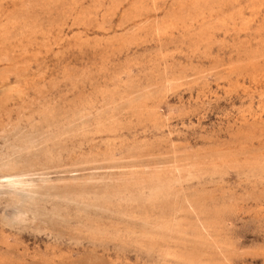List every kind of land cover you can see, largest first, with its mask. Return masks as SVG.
Returning <instances> with one entry per match:
<instances>
[{
    "label": "rangeland",
    "instance_id": "374dc122",
    "mask_svg": "<svg viewBox=\"0 0 264 264\" xmlns=\"http://www.w3.org/2000/svg\"><path fill=\"white\" fill-rule=\"evenodd\" d=\"M0 264H264V0H0Z\"/></svg>",
    "mask_w": 264,
    "mask_h": 264
},
{
    "label": "bare ground",
    "instance_id": "6f19581e",
    "mask_svg": "<svg viewBox=\"0 0 264 264\" xmlns=\"http://www.w3.org/2000/svg\"><path fill=\"white\" fill-rule=\"evenodd\" d=\"M83 125H84V124H83ZM32 144H33V143H32ZM32 144H31V145H32ZM41 144H42V143H41ZM46 144H47V143H46ZM58 144H59V143H58ZM58 144H57V145H58ZM62 144H63V143H62ZM66 144H67V143H66ZM28 145H30V144H28ZM28 145L26 146V144H25L24 146H26V148H27ZM47 145H48V144H47ZM78 145H79V144H78ZM16 146H17V145H16ZM32 146H33V145H32ZM36 146H37V145H36ZM41 146H42V145H41ZM54 146H55V145H54ZM19 147H20V146H18V148H19ZM33 147H34V146H33ZM33 147H32V149H33ZM50 147H51V145H50ZM13 148H14V147H13ZM28 148H29V147H28ZM30 148H31V147H30ZM45 148L48 149L46 146H45ZM1 149H2V148H1ZM14 149H15V148H14ZM16 149H17V148H16ZM51 149H53V148H51ZM29 150H31V149H29ZM56 150H57V149H56ZM65 150H66V149H65ZM21 151L23 152V150H21ZM24 151H25V150H24ZM52 151H53V150H52ZM57 151H58V150H57ZM25 152H26V151H25ZM27 152H28V150H27ZM29 152H32V150L29 151ZM44 152H47V151H44ZM49 152H50V150L48 151V153H49ZM1 153H2V152H1ZM16 153H17V152H16ZM16 153H15V154H16ZM42 153H43V152H42ZM52 153H53V152H52ZM24 154H25V153H24ZM17 155H18V154H17ZM50 155H51V154H50ZM26 156H27V155H26ZM28 156H29V155H28ZM37 156H38V155H37ZM43 156H45V155H43ZM20 158H21V157H20ZM51 158H52V157H51ZM39 159H40V158H39ZM8 160L11 161L10 159H8ZM32 161L34 162L35 160H32ZM13 162H15V161H13ZM4 163H5V162H4ZM4 163H3V164H4ZM7 163H8V162H7ZM9 163H10V162H9ZM24 163H25V162H24ZM24 163H23V164H24ZM35 163H36V162H35ZM10 164H12V163H10ZM17 164H18V163H17ZM27 164H28V163H27ZM29 164H30V163H29ZM32 164H33V163H32ZM4 165H5V164H4ZM11 166H12V165H11ZM14 166H15V165H13V167H14ZM23 166H24V165H23ZM15 167H16V166H15ZM29 167H30V166H29ZM16 168H17V167H16ZM26 168H27V167H26ZM9 169H10V168H9ZM20 171H21V170H20ZM22 173H23V172H22ZM15 174H16V173H15ZM7 175H8V174H7ZM20 175H22V174H20ZM3 176H4V175H3ZM33 183H34V182H33ZM12 185H13V184H12ZM68 188H69V187H68ZM45 189H46V187H45ZM53 189H54V188H53ZM65 190H66V189H65ZM67 190H68V189H67ZM67 190H66V191H67ZM56 192H57V191H56ZM26 193H27V192H26ZM59 193H60V192H59ZM83 194H85V193H83ZM103 194H104V193H103ZM109 194L111 195V193H108V195H109ZM157 194H158V193H157ZM31 195H32V194H31ZM77 195H78V194H77ZM79 195H80V193H79ZM105 195H106V194H105ZM113 195H114V194H113ZM113 195H112V196H113ZM27 196H28V195H27ZM82 196H83V195H82ZM84 196H85V195H84ZM92 196H93V195H92ZM101 196H102V195H101ZM101 196H100V201L104 198V197L102 198ZM115 196H116V195H115ZM32 197H33V196H32ZM37 197H38V196H37ZM22 198H23V197H22ZM26 198H27V197H26ZM64 198H65V197H64ZM77 198H78V197H77ZM80 198H81V197H80ZM82 198H83V197H82ZM82 198H81V201H83ZM84 198H85V197H84ZM86 198H89V197H86ZM98 198H99V197H98ZM101 198H102V199H101ZM19 199H20V197H19ZM19 199H18V200H19ZM108 199H109V198H108ZM108 199H106V200H108ZM28 200H29V199H28ZM46 200H47V199H46ZM61 200H62V198H61ZM76 200H77V199H76ZM87 200H88V199H87ZM104 200H105V199H104ZM104 200H103V201H104ZM109 200H110V199H109ZM122 200H123V199H122ZM30 201H31V200H30ZM88 201H89V200H88ZM92 201H93V200H92ZM112 201H113V200H112ZM17 202H19V201H17ZM36 202H37V201H35L34 203H36ZM68 202H69V201H68ZM79 202H80V201H79ZM83 202H84V201H83ZM27 203H28V201H27ZM34 203H32V204H34ZM37 203H38V202H37ZM37 203H36V204H37ZM53 203H54V202H53ZM56 203H57V202H56ZM66 203H67V202H66ZM70 203H71V202H70ZM73 203H74V202H73ZM80 203H81V202H80ZM85 203H86V202H85ZM102 203H103V202H102ZM104 203H105V202H104ZM111 203H112V202H111ZM14 204H15V203H14ZM23 204H24V203H23ZM50 204H52V203H50ZM54 204H55V203H54ZM54 204H53V205H54ZM89 204H90V203H89ZM107 204H108V203H107ZM107 204H106V205H107ZM27 205H29V203H28ZM77 205H78V204H77ZM30 206H31V205H30ZM55 206H56V205H55ZM66 206H67V205H66ZM68 206H69V205H68ZM93 206H94V205H93ZM100 206H101V205H100ZM46 208H47V207H46ZM54 209H55V208H54ZM59 209H60V208H59ZM80 209H81V208H80ZM41 210H42V209H41ZM56 210H57V207H56ZM19 211H20V210H19ZM54 211H55V210H54ZM54 211H53V212H54ZM60 211H61V210H60ZM21 212H22V210H21ZM55 212H56V211H55ZM57 212H58V211H57ZM78 212H79V211H78ZM82 212H83V211H82ZM66 213H68V212L66 211ZM2 214H3V213H2ZM59 214H60V213H59ZM62 214H63V213H62ZM69 214H70V213H69ZM82 214H83V213H82ZM34 215H35V214H34ZM56 215H57V214H56ZM74 215H75V214H74ZM1 218H2V217H1ZM8 218H9V217H8ZM80 218H81V217H80ZM82 218H83V217H82ZM58 219H59V218H58ZM62 219H63V218H62ZM76 219H77V218H76ZM59 220H60V219H59ZM59 220H58V221H59ZM2 221H3V220H2ZM12 221H13V220H12ZM68 221H69V220H68ZM79 221H80V220H79ZM16 223H17V222H16ZM19 223H20V222H19ZM67 223H68V222H67ZM98 225H99V224H98ZM95 227H96V226H95ZM102 229H103V228H102ZM99 230H100V229H99Z\"/></svg>",
    "mask_w": 264,
    "mask_h": 264
}]
</instances>
